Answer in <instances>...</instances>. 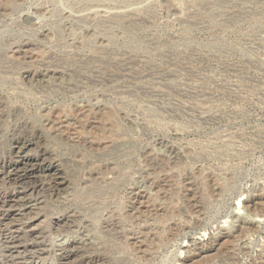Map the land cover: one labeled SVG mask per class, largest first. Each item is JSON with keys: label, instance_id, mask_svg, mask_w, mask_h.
Segmentation results:
<instances>
[{"label": "rangeland", "instance_id": "374dc122", "mask_svg": "<svg viewBox=\"0 0 264 264\" xmlns=\"http://www.w3.org/2000/svg\"><path fill=\"white\" fill-rule=\"evenodd\" d=\"M0 264H264V0H0Z\"/></svg>", "mask_w": 264, "mask_h": 264}, {"label": "bare ground", "instance_id": "6f19581e", "mask_svg": "<svg viewBox=\"0 0 264 264\" xmlns=\"http://www.w3.org/2000/svg\"><path fill=\"white\" fill-rule=\"evenodd\" d=\"M48 171H52V170L49 169ZM55 171H56V170H55ZM7 196H8V195H7ZM18 196H19V195H18ZM19 197H20V196H19ZM12 199H13V198H12ZM14 199H15V198H14ZM5 200H6V199H5ZM10 200H11V199H10ZM8 201H9V200H8ZM198 237H199V236H198ZM197 239H198V238H197ZM199 239H200V238H199Z\"/></svg>", "mask_w": 264, "mask_h": 264}]
</instances>
